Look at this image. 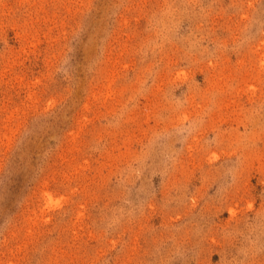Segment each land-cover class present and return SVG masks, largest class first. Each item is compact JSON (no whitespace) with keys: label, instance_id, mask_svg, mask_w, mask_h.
I'll list each match as a JSON object with an SVG mask.
<instances>
[{"label":"rangeland","instance_id":"374dc122","mask_svg":"<svg viewBox=\"0 0 264 264\" xmlns=\"http://www.w3.org/2000/svg\"><path fill=\"white\" fill-rule=\"evenodd\" d=\"M0 264H264V0H0Z\"/></svg>","mask_w":264,"mask_h":264}]
</instances>
